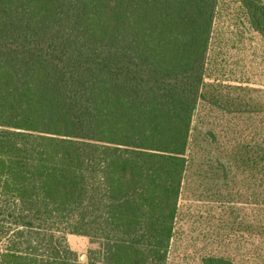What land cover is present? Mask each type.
Here are the masks:
<instances>
[{
    "label": "trees",
    "instance_id": "trees-1",
    "mask_svg": "<svg viewBox=\"0 0 264 264\" xmlns=\"http://www.w3.org/2000/svg\"><path fill=\"white\" fill-rule=\"evenodd\" d=\"M216 2L0 0V264H264V152L232 235L172 247Z\"/></svg>",
    "mask_w": 264,
    "mask_h": 264
},
{
    "label": "rangeland",
    "instance_id": "rangeland-1",
    "mask_svg": "<svg viewBox=\"0 0 264 264\" xmlns=\"http://www.w3.org/2000/svg\"><path fill=\"white\" fill-rule=\"evenodd\" d=\"M250 16L240 0L216 2L180 195V234L172 246L185 249L188 257L211 248L212 227L232 235L225 223L226 202L243 207L247 195L252 199L254 182L263 177L258 156L264 152V34ZM67 241L82 262L98 247L84 235H68ZM234 246L215 245L221 251Z\"/></svg>",
    "mask_w": 264,
    "mask_h": 264
}]
</instances>
